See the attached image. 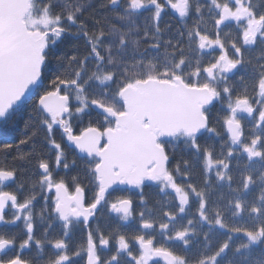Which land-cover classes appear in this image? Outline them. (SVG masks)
Instances as JSON below:
<instances>
[{
	"label": "trees",
	"instance_id": "16d2710c",
	"mask_svg": "<svg viewBox=\"0 0 264 264\" xmlns=\"http://www.w3.org/2000/svg\"><path fill=\"white\" fill-rule=\"evenodd\" d=\"M116 1H33L32 11L26 19L29 30L41 33L56 30L57 35L49 38L41 85L32 97L0 123V171L13 174L14 183L9 191L22 205L29 206L27 212L34 217L33 228L40 235L38 242L49 244L64 238L73 251L84 255L88 237L102 238L109 244L106 257H101L102 264L113 259L117 260L116 264H130L118 255V240L124 239L130 245L131 253L138 256L139 241L145 234L142 225L160 228L166 215H176L178 206L158 186H144L140 193L117 190L107 197L88 229L77 223L69 229L60 225L54 216L53 195L47 196L48 185L41 167H48L53 185L61 183L71 191L81 188L87 204H91L96 200L98 189L93 173L97 162L81 158L65 146L61 130L54 127L38 107L41 97L57 91L62 85L76 84L77 89L65 91L71 110L66 122L79 135L88 128L104 131L113 127L112 121L90 109L89 105L96 102L118 113L123 112L118 94L128 84L149 79L172 81L174 77H180L189 86L212 87L218 93V101L206 112L208 129L196 139L199 151H194L186 139L161 143L173 179L178 181L187 176L190 186L201 192L202 200H208L210 195L212 198L222 196L221 190L224 195L227 191L232 192L230 187H205L203 173L208 171L209 159L219 161L222 155L231 157L234 154L227 148V152L218 148L228 140L225 122L230 115L229 102L245 99L256 106L260 103L258 87L264 79V40L246 48L239 28L227 25L218 30L219 15L210 0H191V8L184 19L175 18L168 12L158 19L155 8L153 11L151 7L155 5L162 9V0H119L114 4ZM134 1L147 6L140 13L136 12L131 6ZM249 1V10L256 18L264 20V0ZM42 21L48 22V26ZM197 34L219 40L232 60L235 57L231 47L240 52V67L226 81L208 80L205 72L217 63L219 53L203 51L196 41ZM81 101L88 109H84ZM259 138L261 161L239 166V158L235 157L231 166L239 167L246 174V182L250 179L251 183L259 180L264 184V132ZM261 188L255 185L249 195H239L240 201L233 199V204L249 212L244 203L254 206L257 199L264 202ZM121 199L133 203L131 223L125 224V220L110 212V205ZM196 205L191 203L189 215L194 213ZM260 207L264 209V203ZM251 225L244 231L255 233L261 230L264 233V216ZM12 229L8 226L0 229V237L13 238L15 233L9 232ZM207 230L201 231L205 240L203 248L195 245L192 252L181 242L161 245L157 239L155 245L171 250L189 264H202L217 254H223L217 264H264V240L258 247L247 248L240 245L241 238L233 239L222 233L215 235ZM66 234L69 235L67 239ZM195 236L198 243H203L199 234ZM39 254L23 253L22 258L28 264H55L54 254ZM11 258L12 254L4 259Z\"/></svg>",
	"mask_w": 264,
	"mask_h": 264
},
{
	"label": "water",
	"instance_id": "95a60500",
	"mask_svg": "<svg viewBox=\"0 0 264 264\" xmlns=\"http://www.w3.org/2000/svg\"><path fill=\"white\" fill-rule=\"evenodd\" d=\"M32 3L33 0H0V123L32 97L41 85L49 37L57 35L56 30L47 33L29 30L26 19L31 13ZM163 3L171 14L180 18L186 16L188 5L185 0L175 5L168 0H163ZM132 7L139 12L143 5L136 1ZM248 38L244 41H252L251 36ZM234 71L235 67L229 66L227 73ZM206 74L212 81L211 68ZM72 86L75 84L66 85L68 88ZM63 87L41 97L38 107L55 126L60 127L69 149L75 150L81 158L98 162L94 175L99 190L95 204L88 208L93 213L92 217L114 190L138 192L144 186L159 183L171 185L173 179L168 172L169 159L161 143L180 137L195 139L202 135L208 128L205 112L218 101L217 92L212 88L188 86L180 77L172 81H138L128 84L119 92L118 98L124 108L122 114L96 102L91 104L93 111L114 122L113 127L103 132L88 128L75 135L65 122L70 109L69 98L60 93ZM259 93L264 96V85L259 87ZM236 110L247 116L253 114L247 100L238 101ZM240 131L241 125L232 116L226 125L229 139L237 144L241 140ZM42 169L45 175L47 168ZM12 181L11 174L0 172V184H10ZM51 192L57 202L55 213L62 224L69 219L86 221L78 216L80 211L86 210L81 190L71 196L64 186L59 185L53 187ZM16 204L14 196L0 194V227L5 225L4 215L8 207L17 209ZM73 206L76 208L73 209ZM132 208L131 201H123L112 205L111 211L127 219L131 216ZM143 229L150 227L144 225ZM181 238L183 236L177 240ZM10 248L11 244H0V254ZM141 251L144 264H175L177 261L166 251L154 250L147 242L142 243ZM10 264L25 263L15 261ZM86 264H98L92 244L89 245Z\"/></svg>",
	"mask_w": 264,
	"mask_h": 264
},
{
	"label": "rangeland",
	"instance_id": "374dc122",
	"mask_svg": "<svg viewBox=\"0 0 264 264\" xmlns=\"http://www.w3.org/2000/svg\"><path fill=\"white\" fill-rule=\"evenodd\" d=\"M249 3V0H234L233 2L230 1V4L224 7L219 4L216 5V3L213 2L216 13L221 15V13L225 12L232 18V20L229 21L222 19L220 16L216 24L217 29L221 30L227 25H234L239 28L243 33V37H252V43H250V40L246 43L244 42V47L246 48H252L256 41L264 40V21L263 19H258L254 16V14L249 10ZM161 15H163V13H161ZM42 22L44 25L48 26V22ZM196 41L198 46L203 51L219 53V59L216 65L212 68V76L214 80L226 81L230 77V74L227 73L228 67L234 66L235 68H238L240 66L241 54L236 48L231 47L235 57V59L232 60L230 59L227 50L219 40H210L200 35L196 36ZM81 103L85 110L88 109L86 103L83 101H81ZM235 104L236 102H229V118L234 115L236 120L240 123L242 141L239 144H234L230 143L228 138L225 143L222 142L219 144L218 148L220 150L223 148L225 152H227V148L229 151L231 150V152H234V154H231L233 159L230 156L228 157V154L226 157H223L222 155L219 158V161H217V158H215L214 161L209 159V166H207L208 171H203L206 177L205 187L218 188L220 186L228 187V189L230 187L232 189L229 191L232 192L227 191L224 195L223 190H221L222 196L212 198L210 195L208 196V200L206 198V200H202V197H200L201 192L196 191L192 186H190L188 182L189 178L187 176H183V179L180 178L178 181L174 180L171 185L159 183L158 188L161 192L164 195H170L176 201L178 211L176 215H166L164 218L166 222L164 221L160 228L154 229L152 227L150 230L144 231L145 234L140 241H148L154 245L153 247H155V240L158 239L161 245L176 244L181 242L189 251H191L195 245L202 249V244H204L205 240L201 231L204 228L208 229L210 233L215 235L222 233L232 236L233 239L241 238L242 242H240V245H245L244 247L247 248L258 247L264 240V233L261 230L255 233L244 231L245 229H250L252 227V223H254L258 218L264 216V209L260 207L262 205V201L257 199V204H254V206L250 203H244V205L249 208V212H247L243 207L240 208L236 204H233V199L237 202L240 201L241 197L239 195L241 193L249 195L255 185H258V187L262 186L261 189L264 194L263 181L258 180L257 182L254 181L251 183L249 179L246 182V174L242 173V171L238 169L239 167L234 168L231 166V160L233 161L235 157L239 158V166H243L245 162L247 165H251L261 161V153L259 150L260 140L255 137L257 134L258 120L255 122L254 127L245 126L246 122L244 121H246V119L245 117H242L238 111H234ZM259 104L262 107L256 109L258 111V115L260 116L264 114V96H260ZM80 112H82V110ZM187 142L191 145L194 151H199L198 146L196 145V139H188ZM219 180H222L223 182H219ZM208 193L210 192L208 191ZM192 202L197 203V205L196 209L193 211L194 213L189 215ZM225 211L227 212L226 216H224L226 213ZM229 213L232 215L229 216ZM22 218L25 219V221L23 226L18 229V243L16 245L20 252H24L25 254H44L45 252H50L56 256L55 264H58L59 261H67V264H79L80 261L82 262V258L86 255V251L84 252V255L77 253L75 250L73 251L69 242H67L64 238L49 244L38 242L40 235L38 232H35L36 229L33 228L34 217L26 211ZM130 220L131 218H128L125 224H128ZM231 227L233 228L232 230L230 229ZM195 234H199L203 243L197 242ZM48 235L49 234L46 236ZM180 236H183V238L177 240ZM100 243H102L101 240H99L98 245ZM191 243H193V245ZM59 244H64L65 246V249L61 252L57 249ZM116 246L118 255L125 258L127 263L144 264L142 261L141 251L139 250L138 256L132 254L130 245L124 239H119ZM96 247L97 251L104 252L97 255L99 258H101V255H104L105 252L109 251V246L106 242H103L100 246L96 245ZM222 256L223 254H217L211 260L205 261L202 264H217ZM105 257L106 256L104 255V258ZM177 258L178 259L175 264H189L184 258ZM116 262L117 260L113 259L106 264H116Z\"/></svg>",
	"mask_w": 264,
	"mask_h": 264
},
{
	"label": "flooded vegetation",
	"instance_id": "af4514ba",
	"mask_svg": "<svg viewBox=\"0 0 264 264\" xmlns=\"http://www.w3.org/2000/svg\"><path fill=\"white\" fill-rule=\"evenodd\" d=\"M169 2H171L172 4H177L180 0H168ZM186 2H187V5H188V7H187V13H186V15H188V13H189V10H190V8H191V0H185ZM211 2H215L216 3V5L217 4H219V5H222V6H227V5H229L230 4V1H234V0H210ZM162 3H163V1H162ZM143 4V3H142ZM215 5V6H216ZM132 6V5H131ZM146 6L147 5H145V4H143V8L141 9V11H143L145 8H146ZM155 6V5H154ZM152 6L151 8L153 9V8H155V14H156V16H157V18L159 19L160 18V15H161V13H165V12H168L169 14H171L170 13V11H169V9L165 6V4L163 3V8L161 9L159 6ZM157 7V8H156ZM141 11H139V13L141 12ZM153 11H154V9H153ZM218 14V13H217ZM173 17H175V18H179V19H181L180 17H178V16H176V15H173V14H171ZM219 15V14H218ZM221 16V18L222 19H226V20H229V21H231L232 20V18H231V16H229L227 13H225V12H223V13H221V15H219V17ZM187 17V16H186ZM185 17V18H186ZM264 21V20H263ZM218 22V21H217ZM199 34H197L196 36H198ZM252 38V37H251ZM249 39V38H248ZM243 41H244V39H243ZM249 41V40H248ZM253 41V40H252ZM240 67V66H239ZM238 67V68H239ZM238 68H236L235 69V71H234V73L238 70ZM262 85H264V79L262 80V82H261V84L259 85V87L260 86H262ZM76 84H75V86L74 87H71V88H68V87H66V86H64L61 90H60V93H61V95H63V96H68V95H66L65 94V91H68V90H70V89H72V88H74V89H77L76 88ZM259 87H258V91H259ZM59 89V88H58ZM57 89V90H58ZM263 97L261 94L259 95V97ZM70 105V104H69ZM91 106V104L89 105V107ZM249 107L253 110V114H252V116H247V115H243L242 113H240V115L242 116V117H245V119H246V121H244V122H246L245 123V126H249V127H254L255 126V122L258 120V123H257V134L255 135V137L258 139V140H260V145H261V139L259 138V134L260 133H263L264 132V126H263V122H264V114H262V115H258V111H257V109L258 108H260V107H262V106H260V104H256V106H254V105H252V104H250V102H249ZM255 107V108H254ZM257 108V109H256ZM90 109H91V107H90ZM236 109V108H235ZM235 111V110H234ZM237 111V110H236ZM70 113H71V110H70ZM70 113H69V115H70ZM121 113H123V112H121ZM121 113H119V114H121ZM68 115V116H69ZM68 116L66 117V119L68 118ZM231 118V117H230ZM66 119H65V122H66ZM51 123H52V125L54 126V127H56V128H59L60 129V127H57V126H55L54 124H53V122L51 121V120H49ZM67 123V122H66ZM113 125H114V122H113ZM69 126V125H68ZM70 127V126H69ZM71 129V128H70ZM61 130V129H60ZM62 132V131H61ZM103 132V131H102ZM75 134V133H74ZM63 135V134H62ZM76 135V134H75ZM80 135V134H79ZM63 138H64V136H63ZM230 141V140H229ZM241 141H242V139L237 143V144H239V143H241ZM230 143H232L231 141H230ZM64 144H65V142H64ZM66 146V145H65ZM67 147V146H66ZM68 148V147H67ZM69 149V148H68ZM259 149H260V146H259ZM72 150V149H71ZM75 151V150H74ZM76 152V151H75ZM77 153V152H76ZM261 153V152H260ZM77 155H78V153H77ZM79 156V155H78ZM80 157V156H79ZM262 157V156H261ZM84 159H86V158H84ZM96 161V160H95ZM97 162V161H96ZM97 164H98V162H97ZM97 164L95 165V167L97 166ZM256 164V163H255ZM251 165H253V164H251ZM42 167H46L47 168V171H46V174L45 175H43V169H42ZM41 167V174H42V176L44 177V180H45V183L48 185V189H47V196H50V195H53V204H54V216L56 217V218H58V220H59V222H60V219H59V217H58V215L55 213V207H56V204H57V202H55V195H54V193L53 192H51V189L53 188V187H56V186H59V185H62V186H64L66 189H67V191H68V193H69V195H71V196H73L74 194H76L79 190H81L82 192H83V195H84V206H85V209L86 210H84V211H80L79 213H78V216H81L82 218H85L86 219V221L85 220H81V221H74V220H72V219H69L68 220V222L67 223H65V224H62L61 222H60V225H63L64 227H66L67 229H69L70 227H72L73 226V224H75V223H77V224H82L86 229H88V227H89V225L91 224V223H93L94 221H95V219H96V216H97V214H98V212H99V210L104 206V204H105V202H106V200H107V198H106V200H105V202L99 207V209H98V211L94 214V217H92L93 216V213L92 212H89L88 211V208H90L91 206H93L94 204H95V202H96V200L94 201V203H91V204H87V201H86V198H85V192L81 189V188H77L75 191H71L66 185H64V184H61V183H58V184H56V185H53V181H52V179H51V177L49 176V169H48V167L46 166V165H44V166H42ZM95 167H94V169H95ZM94 169H93V173H94ZM0 172H5V173H8V174H11L12 176H13V174L12 173H10V172H7V171H0ZM95 179H96V177H95ZM14 183V176H13V181L10 183V184H0V194H10V195H12V196H14L15 198H16V201H17V204H16V207H17V209H14V207H12V206H9L8 207V210H7V213H5V215H4V220H5V225L4 226H2V227H0V229H2L3 227H6V226H8V227H10V228H13L11 231H9V232H11V233H15V235H14V237L13 238H6V237H3L2 236V238L0 237V244H3V243H7V244H11V248H10V250L9 251H7L6 253H4V254H0V263L1 264H10V263H12V262H15V261H20V262H22V263H25V264H28L26 261H24L23 260V258H22V254L24 253V252H20L19 251V249L16 247V245H17V243H18V237L16 238V235H17V233H18V229L20 228V227H22L23 226V224H24V221H25V219H23L22 218V216H23V214H25V212L26 211H28V209H29V206H27V205H22L21 203H20V201H19V198L15 195V194H13V193H11L10 191H9V187L12 185ZM96 184H97V182H96ZM97 188H98V185H97ZM98 190H99V188L97 189V193H98ZM118 190H121V189H118ZM114 191H117V190H114ZM113 191V192H114ZM122 191H125V192H131V191H128V190H122ZM112 192V193H113ZM111 193V194H112ZM110 195V194H109ZM108 195V196H109ZM97 196V195H96ZM123 201H130V200H128V199H121V200H119V201H117L116 203H114V204H112V205H115V204H118V203H121V202H123ZM262 203H264V202H262ZM112 205H110V212H111V214H113L114 216H116V217H118V218H121V219H123L124 220V218L123 217H121V216H117V215H115L112 211H111V207H112ZM25 207H27L26 209H24V210H22V211H20V210H18V209H21V208H25ZM76 207L75 206H73V209H75ZM126 222V221H125ZM29 230H31V229H29ZM69 237V235L68 234H66V239ZM99 240H101V242L103 243V242H106L107 244H108V242L106 241V240H103L102 238H98V239H92L91 237H88V240H87V249H86V255L85 256H83V258H82V262L80 261V263L79 264H86V262H87V257H88V253H89V245L90 244H92L94 247H95V256H96V258L98 259V264H102V259L101 258H99L97 255L98 254H102V253H104V252H101V251H97V247H96V245L97 246H100L102 243H100L99 245H98V242H99ZM95 242V243H94ZM156 242H157V240H155V244H156ZM96 244V245H95ZM139 245H140V248H141V246H142V241H139ZM152 245V244H151ZM108 246H109V244H108ZM154 245H152V247H153ZM156 247V248H155ZM155 247H153L154 249H163V248H158L156 245H155ZM57 249H58V251H63L64 249H65V246H64V244H59L58 246H57ZM140 251H141V249H140ZM169 252H171V254H172V251L171 250H168ZM106 253V252H105ZM12 254V258L10 259V260H6V259H4L6 256H9V255H11ZM39 255H43V253H41V254H39ZM105 255V254H104ZM104 255H101L102 257L104 256ZM56 257V256H55ZM142 257H143V255H142ZM58 264H67V261L66 262H62V261H59L58 262ZM158 264H160V263H158Z\"/></svg>",
	"mask_w": 264,
	"mask_h": 264
}]
</instances>
